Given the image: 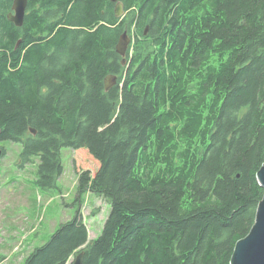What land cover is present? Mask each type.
<instances>
[{"label":"trees","instance_id":"16d2710c","mask_svg":"<svg viewBox=\"0 0 264 264\" xmlns=\"http://www.w3.org/2000/svg\"><path fill=\"white\" fill-rule=\"evenodd\" d=\"M120 1L117 18L110 0H28L19 28L0 0V142L43 190L63 149L79 176L75 216L23 264H231L264 196V0ZM85 194L110 206L93 242Z\"/></svg>","mask_w":264,"mask_h":264},{"label":"rangeland","instance_id":"374dc122","mask_svg":"<svg viewBox=\"0 0 264 264\" xmlns=\"http://www.w3.org/2000/svg\"><path fill=\"white\" fill-rule=\"evenodd\" d=\"M0 147L6 149V155H0V264H23L29 253L48 242L79 208L75 152L63 149L65 173L57 188L43 190L35 185V165L20 167L22 145L4 141ZM83 200L82 224L88 242H93L102 232L110 206L91 194H85Z\"/></svg>","mask_w":264,"mask_h":264},{"label":"water","instance_id":"95a60500","mask_svg":"<svg viewBox=\"0 0 264 264\" xmlns=\"http://www.w3.org/2000/svg\"><path fill=\"white\" fill-rule=\"evenodd\" d=\"M28 7V0H14L12 12L8 15V20L16 27H22ZM122 9L118 7V12ZM119 16V15H118ZM131 40L127 33H125L117 46V53L124 58L123 65H126L127 52ZM117 84V77L110 76L105 80V90L110 91ZM33 135L37 134L36 130H32ZM2 136V129L0 128V138ZM257 179L260 186L264 189V165L257 174ZM84 253H80L75 258L73 264H83ZM231 264H264V196L260 202L257 212L256 220L250 233L242 240H240L234 249L231 258Z\"/></svg>","mask_w":264,"mask_h":264},{"label":"flooded vegetation","instance_id":"af4514ba","mask_svg":"<svg viewBox=\"0 0 264 264\" xmlns=\"http://www.w3.org/2000/svg\"><path fill=\"white\" fill-rule=\"evenodd\" d=\"M110 1L114 4L115 14H116L117 18L125 17L128 14V12L125 10L124 2H122L120 0H110ZM119 6L122 7L120 12L117 11ZM134 9H136V8H134ZM27 14H29V12ZM126 33L128 34V36L131 40L130 45L133 44L135 42V38H136L135 33H130L129 29L126 30ZM149 33H150V27H147L145 30V35L147 36Z\"/></svg>","mask_w":264,"mask_h":264}]
</instances>
